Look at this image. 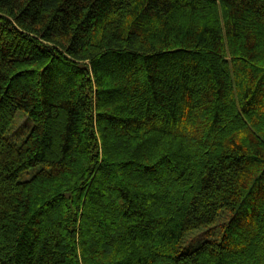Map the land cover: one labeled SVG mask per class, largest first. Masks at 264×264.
Instances as JSON below:
<instances>
[{"label": "trees", "instance_id": "obj_1", "mask_svg": "<svg viewBox=\"0 0 264 264\" xmlns=\"http://www.w3.org/2000/svg\"><path fill=\"white\" fill-rule=\"evenodd\" d=\"M0 264H264V0H0Z\"/></svg>", "mask_w": 264, "mask_h": 264}, {"label": "rangeland", "instance_id": "obj_2", "mask_svg": "<svg viewBox=\"0 0 264 264\" xmlns=\"http://www.w3.org/2000/svg\"><path fill=\"white\" fill-rule=\"evenodd\" d=\"M34 122L23 112H19L14 120L11 130L7 134V138L14 143L21 144L31 133L34 128ZM37 170H30L21 177V181H28L33 177ZM230 216L226 212H222L218 221L211 226L193 231L186 236L180 253L192 250L205 241H218L222 237L225 226L228 225Z\"/></svg>", "mask_w": 264, "mask_h": 264}]
</instances>
